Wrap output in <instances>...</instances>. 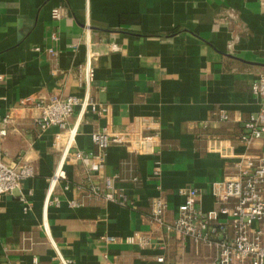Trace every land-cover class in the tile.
<instances>
[{"label":"crops","instance_id":"obj_1","mask_svg":"<svg viewBox=\"0 0 264 264\" xmlns=\"http://www.w3.org/2000/svg\"><path fill=\"white\" fill-rule=\"evenodd\" d=\"M55 7L61 12L57 21L50 16ZM86 21L91 96L107 113L87 111L77 122L76 108L66 129L40 131L34 124L37 108L18 102L82 96L85 51L70 44L81 39ZM53 31L57 40L50 38ZM111 43L118 50L111 51ZM260 73L264 0H0V120L11 117L0 152L6 163L33 170L19 190L0 196V264H35L34 258L36 264H60L49 237L70 264H210L212 247L153 225L152 200L165 202L166 224L178 215L182 188L199 191L196 205L202 211L217 206L212 184L236 173L235 155L245 150L238 140L242 125L260 109L251 92ZM73 127L70 154L100 153L91 134L103 127L113 133L156 132L159 144L151 154L111 145L99 160L68 158L65 177L56 181L44 208ZM261 150L262 141L249 148ZM111 177L123 204L90 192L92 185L104 189ZM135 234L148 238L144 248L123 241ZM105 235L118 241L104 244Z\"/></svg>","mask_w":264,"mask_h":264},{"label":"built area","instance_id":"obj_2","mask_svg":"<svg viewBox=\"0 0 264 264\" xmlns=\"http://www.w3.org/2000/svg\"><path fill=\"white\" fill-rule=\"evenodd\" d=\"M50 16L55 21L59 20L61 18L59 8L51 9ZM50 38L57 40V32L53 31ZM91 42L90 23L86 21L81 39L70 44L72 49H77L83 45L85 51L84 60L79 70V84L83 89L81 97L77 95L65 97L49 95L45 99L35 100L27 97L18 102L19 107L33 104L37 108L39 113L34 118V124L40 131L53 126L66 129L76 108H78L77 122L87 111L99 116L106 115L107 108L91 96L94 79ZM34 50L40 51L41 49L36 47ZM110 50H118L117 44L111 43ZM45 51L50 55H55V51L51 47L46 48ZM251 92L259 99L260 109L250 115L242 125L243 129L238 140L245 150L243 153L235 155V175L212 184V192L216 198L217 206L212 210L202 211L196 205L199 191L193 187L182 188L179 190V194L184 197V201L178 207V215L172 224H166L163 221L165 202L160 197L152 200L151 219L153 225L171 230L181 238H190L196 243L212 247L215 250V256L210 264H264V150L249 151L255 142H264V73L258 74L251 83ZM216 114L221 121L227 120L223 111H216ZM10 122V114L1 118L0 139L6 135L5 126ZM68 133L67 142L48 184L44 208L50 202L56 181L65 177L64 164L68 158L73 161H83L88 157L99 160L102 158L103 151L111 145L126 146L137 154H151L156 151L159 144V136L156 132L136 133L133 130H128L113 133L103 127L91 134L93 144L100 153L91 155L77 150L70 154L69 149L76 133V127H73ZM158 173L159 168L155 167L154 174ZM32 175L33 170L28 164H8L3 160L0 152V196L12 194L19 190L23 180ZM114 178L106 179L104 189L92 185L90 192L96 196H103L106 201L123 204L125 199L120 197L122 195L118 197L119 194L114 189ZM131 180L137 181L135 177ZM20 200L27 204L22 196ZM43 228L48 235L45 222ZM226 228L230 229L229 234L224 233ZM100 240L104 244L118 241L109 235L102 236ZM123 241L139 248H144L148 244V238L138 234L128 236ZM49 242L59 263L70 264V260L61 255L50 237ZM33 260L36 264V259ZM158 261H162V259L159 258Z\"/></svg>","mask_w":264,"mask_h":264}]
</instances>
